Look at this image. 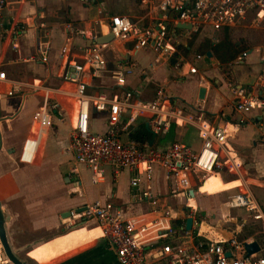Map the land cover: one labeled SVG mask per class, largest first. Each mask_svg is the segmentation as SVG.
<instances>
[{"label":"crops","instance_id":"obj_1","mask_svg":"<svg viewBox=\"0 0 264 264\" xmlns=\"http://www.w3.org/2000/svg\"><path fill=\"white\" fill-rule=\"evenodd\" d=\"M160 1L147 4L143 0H23L5 11L0 31V68L7 71L11 80L23 81L30 87L0 98V202L11 217L8 228L11 242L15 248L25 247L19 255L29 264H118L102 229L85 224L68 227V212L96 200L114 201L127 214L150 209L147 202L139 201L138 190L131 187L133 171L123 170L114 177L108 169L105 178L94 184L91 169L77 163L71 148L78 111L73 94L75 85L64 76L67 70L74 72V63L84 62L92 36L108 34L112 16L124 15L150 23L162 13L157 5ZM252 25L260 27L263 41L264 21L257 25L250 20L238 27L220 31L203 29L192 34L188 30L190 24L170 20V34L176 47L170 59L151 46L137 47L135 41L112 39L104 51L109 70L97 78H91L88 73L83 76L91 93L113 96L132 89L139 91L145 101H153L164 90L177 105L190 112L201 105L204 119L224 127L229 135L227 145L242 161L243 170L240 176L227 170L213 175H218L223 183L239 180L240 184L231 190L211 193L202 190L211 174H196L191 191L194 190L199 224L193 223L191 231L196 242L237 238L257 241L261 251L264 233L260 223L251 220L244 209H232L228 205V195L241 189V177L264 207V135L260 125L264 109L246 114L238 112L233 91L235 86H245L249 93H254L257 75L263 68L259 48L248 47L244 38H233V34ZM43 38L51 44L48 62H43L38 52V40ZM226 39L241 51L236 57L238 63L252 61L258 68L254 73L249 70L248 81L230 86L219 78L223 84L217 81L218 85L214 86L210 78L219 68L211 66L215 62L219 64L216 48ZM64 47H68L65 55ZM243 52H247V57L240 59ZM254 52L256 57H252ZM198 54L202 56L200 59ZM191 55L194 57L190 59ZM203 59L205 63L199 68L197 64ZM177 63H183L181 72L175 69ZM190 64L198 68L197 73L189 72ZM111 69L130 70L125 74L123 86L116 83ZM33 85H40L39 90L32 92ZM202 87L206 89L203 99L200 98ZM1 88L6 90L9 83H2ZM52 102L59 104L63 118L58 114L53 117V125L44 132L33 159L24 162L21 153L27 139L33 136L34 115ZM129 115L124 116V122ZM91 127L93 131L106 132L107 114L99 111L93 114ZM143 130L153 131L148 119L140 116L129 131L122 132L123 139L138 142L134 134ZM177 141L198 147V123L174 124L167 134L155 137L152 134L146 143L164 149ZM76 165L78 174L73 172ZM151 184L162 204L174 211V225H186L190 208L176 182L167 179L165 171L156 167ZM227 220L235 222L231 229L226 227Z\"/></svg>","mask_w":264,"mask_h":264},{"label":"built area","instance_id":"obj_2","mask_svg":"<svg viewBox=\"0 0 264 264\" xmlns=\"http://www.w3.org/2000/svg\"><path fill=\"white\" fill-rule=\"evenodd\" d=\"M22 1L0 0V31L4 25L5 11ZM143 2L154 4V0ZM157 5L162 13L150 23L124 15L112 16L107 35H112L113 40L135 41L137 47L151 46L170 59L176 52L169 29L170 20L190 24L188 30L192 34L203 29L220 31L223 28L238 27L250 20L257 25L264 21V0H161ZM100 36H92L91 43L85 49L84 62L74 63V72L67 70L64 76L66 81L75 85L73 94L78 109L71 134V148L76 154L77 163L91 169L94 184L105 178L108 169H111L114 177H118L123 170L133 171L131 187L138 190L139 201L147 202L150 209L127 214L114 201L96 200L83 204L80 207L82 211L71 210L67 226L85 224L100 227L115 252L118 264H264V253H247L246 243L250 240L231 238L227 241L196 242L186 225H174V211L162 204L160 195L155 193L151 184L156 167L165 171L167 179L176 182L190 208L189 216L198 225V207L194 205L195 198L191 193L194 176L198 173L206 176L223 170L240 176L243 163L227 145L229 135L226 129L204 119L201 105L190 112L177 105L164 90H160L153 101H145L139 91L132 89H125L113 96L104 92H89L84 73L97 78L109 70L104 51L110 41L100 43ZM50 49L48 39L38 40V52L43 62L49 61ZM67 51L68 47H64L63 55ZM259 53L263 68L257 75L255 92L249 93L245 86L233 88L236 110L243 114L254 109H264V37ZM201 57L197 56L198 59ZM246 57L247 52H243L240 59ZM180 64L177 63V66ZM110 71L116 83L122 86L125 84V74L130 72L128 69L126 72L125 69ZM197 71L198 68L190 64L189 72ZM2 83H9V88L2 89ZM27 86L29 84L23 81L11 80L7 71L0 68V98L13 96ZM38 88L40 85H33L32 92L38 91ZM94 109L107 114L106 132L92 130ZM56 114L63 118L59 104L52 102L34 115L33 136L27 139L21 153L24 162L33 159L44 132L53 125ZM126 114L130 115L124 122ZM140 116L148 119L151 129L157 135L167 134L174 124L198 123L200 145L193 147L177 141L167 148L156 149L147 143L125 141L122 132L129 131ZM260 125L264 135V115ZM73 172L79 173L77 165ZM240 179L241 189L228 195V205L232 209H244L251 220L260 223L261 232L264 233V207L245 181ZM0 264H13L6 254L1 237Z\"/></svg>","mask_w":264,"mask_h":264},{"label":"rangeland","instance_id":"obj_3","mask_svg":"<svg viewBox=\"0 0 264 264\" xmlns=\"http://www.w3.org/2000/svg\"><path fill=\"white\" fill-rule=\"evenodd\" d=\"M262 33L260 30L259 26L256 25H252L250 26L247 30H243L242 32H239L238 34H233V38L236 40H240L242 38L247 40V46L251 47V48H255L258 49L261 45L262 42ZM223 35H221V37L219 39H222ZM199 55V54H198ZM194 55H191L190 59L193 58ZM250 57V56H249ZM252 57H256V52L253 53ZM239 61H237V58L228 62V63H220L219 64L217 62H215V64H212L211 67H216L219 68L216 72V74H214L210 80L211 83L216 86L218 85L219 81L221 84H223L222 80H218L219 78L223 79L224 82L227 85L233 86L236 83H240V82H244L245 79L246 81H248V76H251L249 70H251L252 73H254V71H256V69L258 68V64H255L254 62H247L244 65H241L240 63H238ZM205 63V60H201L200 63H198V67L202 68L203 65ZM254 64V65H253ZM253 65V68H251V66ZM210 67V68H211ZM175 69L178 70L179 72L182 71L183 69V63L180 64V66L175 65ZM249 73V74H248ZM92 128V127H91ZM247 175V174H246ZM254 177V176H252ZM262 179V178H260ZM263 180V179H262ZM240 181H234V182H230V183H223V181L221 180V178L218 175H213L211 174L210 178L207 180V182L203 185L202 190L203 191H210L211 193L216 192V191H223V190H227V189H232V187L234 188L236 185H239ZM228 193V192H226ZM194 205H196V203L193 201ZM5 214L8 215L9 212L4 210ZM232 217L234 215H231ZM235 217V216H234ZM235 225V222L233 220H227L226 222V227L228 229H231L233 226ZM10 227V221L8 222V228ZM264 253V245H263V249L261 251L258 252V254H263ZM27 260V259H25Z\"/></svg>","mask_w":264,"mask_h":264},{"label":"water","instance_id":"obj_4","mask_svg":"<svg viewBox=\"0 0 264 264\" xmlns=\"http://www.w3.org/2000/svg\"><path fill=\"white\" fill-rule=\"evenodd\" d=\"M187 27V26H184ZM113 39L112 35H103L98 38V42H108ZM209 57L212 55V53L208 52ZM173 62H176V59L173 60ZM206 89L204 87L200 90V98L203 99L205 96ZM97 111L94 109L93 114H96ZM150 132L154 135L155 133L150 130ZM153 142V139H152ZM192 194H194V190L191 191ZM83 209H79V211H82ZM70 215V211L68 212V216ZM11 220L10 215H6L5 211L2 207V204L0 202V237L1 241L4 245L6 254L8 258L11 260L13 264H29L28 261L23 259L19 254L25 249V247L15 248L11 242V239L9 237V231H8V222ZM193 218L188 217L187 218V229L192 230L193 228ZM246 250L249 255L257 253L260 251V245L257 241H251L246 243ZM231 253L228 252V256H230Z\"/></svg>","mask_w":264,"mask_h":264},{"label":"trees","instance_id":"obj_5","mask_svg":"<svg viewBox=\"0 0 264 264\" xmlns=\"http://www.w3.org/2000/svg\"><path fill=\"white\" fill-rule=\"evenodd\" d=\"M241 51L231 43L229 39H226V42H223L218 45L216 48L217 56L221 63H228L234 60ZM152 134L149 131L143 130L142 133H135L134 138L142 143L150 141Z\"/></svg>","mask_w":264,"mask_h":264}]
</instances>
